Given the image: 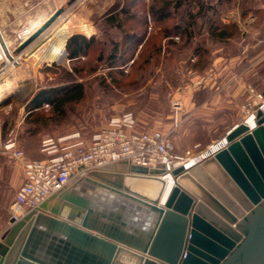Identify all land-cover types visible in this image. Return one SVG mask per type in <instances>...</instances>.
<instances>
[{"label": "rangeland", "instance_id": "rangeland-1", "mask_svg": "<svg viewBox=\"0 0 264 264\" xmlns=\"http://www.w3.org/2000/svg\"><path fill=\"white\" fill-rule=\"evenodd\" d=\"M166 1L0 0V26L18 57L9 66L0 59V83L15 80L0 100V241L11 224L10 204L24 177L22 160L13 150L23 145L33 150L45 138L74 133L89 141L113 116L133 112L139 131L170 133L178 153L197 155L256 108L259 93H264V0L209 1L190 38L177 34L175 27L189 19L191 9L196 13L198 5L169 8V16L161 19L156 11ZM60 8L17 51L26 41L24 31ZM230 23L237 24L233 37L213 36L211 27ZM83 25L92 32L80 29ZM60 26L71 29L69 37H94V45L87 54L70 58L67 39L65 58H44ZM167 32L172 36L164 37ZM116 48L120 61L111 67ZM210 72L206 84H196ZM73 82H82L86 94L64 114L53 112L49 104L35 109L29 104L39 90ZM175 100L182 103L179 110ZM11 142L14 148H6Z\"/></svg>", "mask_w": 264, "mask_h": 264}, {"label": "water", "instance_id": "water-1", "mask_svg": "<svg viewBox=\"0 0 264 264\" xmlns=\"http://www.w3.org/2000/svg\"><path fill=\"white\" fill-rule=\"evenodd\" d=\"M0 45L13 59L1 29ZM256 109V127L235 124L226 148L188 170L183 160L171 164L176 185L164 202V169L123 161L92 169L95 187L78 191L80 182L54 193V206L48 199L11 218L0 264H264V113Z\"/></svg>", "mask_w": 264, "mask_h": 264}, {"label": "built area", "instance_id": "built-area-1", "mask_svg": "<svg viewBox=\"0 0 264 264\" xmlns=\"http://www.w3.org/2000/svg\"><path fill=\"white\" fill-rule=\"evenodd\" d=\"M211 75L212 72L198 80L196 84H206ZM258 96L261 99L257 101L256 107L264 113V94L259 93ZM173 106L179 110L182 103L175 100ZM252 117L257 121L256 108L248 112L243 122L247 124V120ZM228 133L229 130L206 149L222 141L225 143L224 147L218 151L226 148L229 144L226 137ZM14 146V142L6 144L8 149ZM41 151L47 155L46 158L28 159L22 150H13L14 155L22 160L24 180L10 204L11 218L19 219L29 210L40 206L54 193L63 190L71 182L72 177L83 168L104 169L111 164L128 161L129 164L149 169H164L165 175L172 174L171 164L174 161L186 162L192 156H196L190 152L178 153L170 133L161 130L139 131L137 118L133 112L113 116L89 141L83 140L80 133L45 138L41 143ZM198 157L201 158L200 153ZM203 158L198 162H202Z\"/></svg>", "mask_w": 264, "mask_h": 264}, {"label": "trees", "instance_id": "trees-1", "mask_svg": "<svg viewBox=\"0 0 264 264\" xmlns=\"http://www.w3.org/2000/svg\"><path fill=\"white\" fill-rule=\"evenodd\" d=\"M208 1V2H207ZM209 1L213 0H170L166 1L164 5L159 7L156 11V16L160 14L161 19L167 18L169 16L168 9L174 8L178 10L182 7H192V5L197 4L199 10L196 13H192V9L190 11V16L188 20L181 21L176 25V33H182L186 37L192 36V27L196 22L198 16L206 14L209 9ZM217 3H222L223 1L228 0H215ZM126 12L127 10L124 9ZM212 34L218 40H227L234 36L237 24L230 23L224 24L221 27L215 26L211 27ZM172 36L171 33L165 34L164 37ZM94 37L88 38L83 34H74L68 38L67 41V50L70 58H76L80 55H85L94 45ZM162 45L160 44L158 47V53H161ZM117 48L115 52L111 53V67L118 65V61H120V57H116ZM123 64V63H122ZM122 64H119L121 66ZM86 94L85 85L82 82H73L62 86H54L49 88H43L39 90L31 99L29 104L32 106V109L40 108L44 104H49L52 107L53 112L57 113H65L66 108L75 102L81 101Z\"/></svg>", "mask_w": 264, "mask_h": 264}, {"label": "bare ground", "instance_id": "bare-ground-1", "mask_svg": "<svg viewBox=\"0 0 264 264\" xmlns=\"http://www.w3.org/2000/svg\"><path fill=\"white\" fill-rule=\"evenodd\" d=\"M50 16H51V14L47 17L45 16V17H42V18L35 20L32 23V25L27 29V31H24L23 35H24L25 39L27 37H29L31 34H33L38 28H40L43 25L44 21L46 19H48V17H50ZM0 29H1V26H0ZM80 29H82L87 34H90L92 32V27L90 25H88V26L83 25L80 27ZM1 32L3 34V37L6 41V44L9 48L10 52L12 53L11 48H10V41H8V39L6 38V36L3 33L2 29H1ZM70 32H71V29H68L66 26L58 27L56 29V31L54 32V37H55L56 42H55L54 46L52 47V49L50 50V52H48L46 55H44V58H48V59H54V58L58 59V58H62V57L65 58L64 55H66V54L64 52V43H65V40H67V38L69 37ZM17 58L18 57H16V55H15V56H13V59H9L7 53L5 52V50L0 45V59L5 60L7 62V66L13 65L14 63H16ZM9 68H11V67H9ZM14 85H15V80H13V78L12 79L5 78V80L2 83H0V100L2 99V97L7 92H9L10 90L13 89ZM247 124L249 125L250 128H254L257 125V121L255 118L252 117V118H249L247 120ZM224 144H225L224 141H222L219 144L214 143L213 146H210L209 149H205L202 152H200L201 158L198 157L199 154H197L196 156H192L191 158L186 160L185 168L188 170L191 167L195 166L196 164L199 163L198 161L200 159H202L204 156H205V158H203V159H206V158L214 155L213 153L218 151L220 148L224 147ZM121 167H123V166H118V168H121ZM109 170H112V169H109ZM113 170H115V169H113ZM158 178L164 180V189H163V195H162V201L164 202L167 199V197L169 196V194L172 191V189L174 188V186L176 185L175 176L173 175V173L172 174L168 173L165 175H163V173H162V174H159ZM89 182H91V180H89ZM94 187H95V184H94ZM124 262L129 263V264H132V263L135 264L134 259L132 257L125 259Z\"/></svg>", "mask_w": 264, "mask_h": 264}, {"label": "crops", "instance_id": "crops-1", "mask_svg": "<svg viewBox=\"0 0 264 264\" xmlns=\"http://www.w3.org/2000/svg\"><path fill=\"white\" fill-rule=\"evenodd\" d=\"M223 70H224V67H223ZM22 150L24 152L25 157L28 158V159H30V158L31 159H33V158H46L47 157V155L44 152L41 151V146H37L33 150H30L25 145H23ZM118 166H123L124 167L125 165H120V163H117V164H111V165L107 166L106 168L113 170V169H117ZM90 171L91 170L87 169V168L81 169L77 174H75V175H78V176L75 177V178L73 176L72 179H71V182L63 190L71 189V188H73L74 185H76V184H78L80 182L82 184L79 185V186H81L80 188L79 187L77 188L78 191H80L79 189H82L83 187L93 188L94 185L91 182L88 181V176H89V172ZM23 180H24V177L22 178V181H21L20 185L23 183ZM20 185H19V187H20ZM55 201L56 200H54V199H50V205L54 206V203H56Z\"/></svg>", "mask_w": 264, "mask_h": 264}]
</instances>
